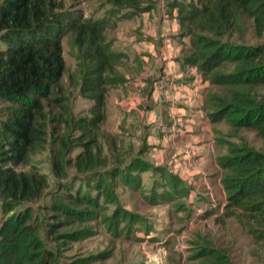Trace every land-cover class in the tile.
Instances as JSON below:
<instances>
[{
    "label": "trees",
    "instance_id": "trees-1",
    "mask_svg": "<svg viewBox=\"0 0 264 264\" xmlns=\"http://www.w3.org/2000/svg\"><path fill=\"white\" fill-rule=\"evenodd\" d=\"M63 1L0 0V203L7 214L46 195V177L30 168L31 156L45 149L50 148L54 177L62 180L71 165L65 156L69 145L74 141L82 147L72 167L85 176L92 174L94 188L105 197L108 177L136 188L140 172L150 168L139 157L109 166L100 160L98 132L106 121V97L122 83L117 68L125 56L111 51L106 41L114 21L86 18ZM99 1L113 13L144 10L141 0ZM168 6L176 10L180 36L189 39L184 61L221 90L207 99L211 117H225L235 129L253 132L264 141V93L258 94L264 88V0H168ZM63 41L76 62V74L69 81L80 97L93 102L87 115L74 116L68 102ZM73 131L78 135L71 139ZM230 152L233 156L222 164L228 170L223 180L226 210H240L252 228L264 227V153L245 148ZM52 201L48 209L59 214L57 230L63 229L67 237L85 230L71 207L79 214L97 203L81 190ZM7 214L0 224V264H35L33 254L47 252L31 242L37 230L26 224L31 212Z\"/></svg>",
    "mask_w": 264,
    "mask_h": 264
},
{
    "label": "rangeland",
    "instance_id": "rangeland-1",
    "mask_svg": "<svg viewBox=\"0 0 264 264\" xmlns=\"http://www.w3.org/2000/svg\"><path fill=\"white\" fill-rule=\"evenodd\" d=\"M156 1L159 0H141L140 7L144 10L140 9L139 13L137 10L131 11L137 14L128 17L131 19H121L115 23L118 30L107 31L106 41L110 49L112 44H120L115 43L116 39L128 38L138 26V32L131 34L135 38L139 31L150 30L149 24L152 26V22L148 24L149 19L144 11ZM63 2L82 10L86 18L100 16L108 8L99 0ZM184 40L186 38L179 37L182 51ZM62 47L66 65L63 82L68 91L69 105L74 116L87 115L93 102L80 97L77 87L69 81V76L76 74V62L65 41ZM190 67L194 68L192 65ZM195 72L194 69L192 77L195 81L191 85L197 87L199 78L207 82L208 86L203 91L205 98L201 99L197 95L194 98L196 103L192 99L193 106L197 109L202 105L210 122L205 125V129L196 128L197 133L189 135L188 142H184L186 146L180 150L182 153H169L167 159H164L166 152L160 155L152 144H148L150 141L147 136L150 131L154 133L155 127L143 124L138 128V117L130 122L132 127H123V123L119 125L114 100L120 93L112 89L122 83L109 89L105 107L106 121L98 132L101 148L99 158L108 166L114 163L125 164L131 157L144 159L150 168L140 172L136 188L123 184L119 178L108 177L110 188L107 195L105 197L100 194L91 182L92 174L85 176L72 167L76 156L82 152V147L74 141L65 155L71 161L65 179H56L51 171L50 148L31 156L30 168H35L47 179L46 195L32 206L17 205L8 214L4 212L5 205L0 203V224L6 218L5 214L11 216L24 210L31 212V219L26 224L37 229L31 242L47 252L35 254L38 255L36 259L33 254V263L216 264L215 259H220L227 264H264V227L252 228L240 210H226L229 201L223 180L228 170L222 166L229 156H233L231 150L235 152L245 148L264 153V141L253 132L235 129L225 117H211L207 99L211 93L218 95L221 90L210 85L200 72ZM262 93L264 88L258 89V94ZM121 99L119 97L117 100ZM147 126L148 134L144 131ZM76 135L78 132L73 131L71 139ZM199 139H206L207 142H199ZM133 175L135 173L130 174ZM86 181L90 183L89 186H85ZM78 190L88 193L97 203L93 209H89L94 213H86L89 210L82 209L77 214L76 209L71 207L73 215L82 219L77 223L85 230L67 237L63 229L57 230L55 222L59 214L48 208L53 202L52 197L64 193L73 195ZM106 220L110 223L108 227L104 223Z\"/></svg>",
    "mask_w": 264,
    "mask_h": 264
},
{
    "label": "crops",
    "instance_id": "crops-1",
    "mask_svg": "<svg viewBox=\"0 0 264 264\" xmlns=\"http://www.w3.org/2000/svg\"><path fill=\"white\" fill-rule=\"evenodd\" d=\"M111 11L108 6L100 16H94V19H111L117 24L121 19H131L137 14L128 9L115 13ZM144 12L148 16V24L152 22V26L149 24L150 30L139 31L135 38L131 34L138 32V26L128 38L116 39L115 43L120 44L111 45L114 53L125 56L123 63L117 68L122 84L112 89L120 93L114 100V111L119 117V125L123 123V127H132L130 122L136 117L138 128L143 124L155 127L154 133L149 129L148 144H152L160 155L166 152L164 159H167L169 153H182L180 150L186 146L184 142H188L189 135L196 134V128L205 129V125L210 122L202 105L197 109L193 106L197 95L201 99L205 98L203 91L208 84L196 77L197 87L191 85L195 81L192 77L194 69L197 74L199 70L184 61V50L189 46V39L184 37L187 42L184 40L182 51L176 10L169 8L168 0L156 1ZM130 16L132 17L128 18ZM119 97L122 98L120 101L117 100ZM144 131L148 134V126ZM198 141L207 142L206 139Z\"/></svg>",
    "mask_w": 264,
    "mask_h": 264
}]
</instances>
